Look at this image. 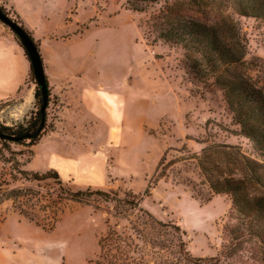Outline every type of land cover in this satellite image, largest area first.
Instances as JSON below:
<instances>
[{"label": "rangeland", "instance_id": "374dc122", "mask_svg": "<svg viewBox=\"0 0 264 264\" xmlns=\"http://www.w3.org/2000/svg\"><path fill=\"white\" fill-rule=\"evenodd\" d=\"M202 1V17L213 21L225 16L237 24L246 40L244 70L264 85V19L239 15L227 0ZM13 2L38 35L58 36L52 43L56 71L60 75L67 65L74 92L65 101L70 110L51 93L48 129L39 148L0 145L1 192L31 190L16 204H0V264L105 262L100 241L111 230L136 240L133 226L141 227L140 209L179 226L193 257L226 264L222 251L233 224L232 199L212 192L199 156L215 144L256 155L214 81L192 78L183 49L157 38V18L165 3L136 12L126 0H0L3 12L31 35ZM0 29L18 43L1 21ZM101 85L105 99L97 97ZM36 88L30 65L20 92L0 102V123L26 124L40 104ZM29 96L32 103L23 112ZM23 170H56L62 185L52 178L26 179ZM89 189L108 196L94 195L82 203L69 195ZM171 258L162 253L145 259L159 263Z\"/></svg>", "mask_w": 264, "mask_h": 264}, {"label": "trees", "instance_id": "16d2710c", "mask_svg": "<svg viewBox=\"0 0 264 264\" xmlns=\"http://www.w3.org/2000/svg\"><path fill=\"white\" fill-rule=\"evenodd\" d=\"M227 1L241 16L264 19V0ZM126 2L136 12L146 11L152 4L165 3L157 18V38L183 49L188 74L192 78L214 81L223 92L234 120L241 126L242 134L251 141L256 155L254 158L244 154L237 146L215 144L202 150L199 164L212 192L229 195L232 199L230 218L233 224L227 229L228 241L223 247V261L226 264H264V85L244 70L247 64L245 37L240 34L233 19L222 16L209 21L207 16L202 17L205 15V2L202 0H175L172 4L169 0ZM22 28L40 53L33 36ZM16 38L22 47L19 38ZM31 71L33 73L32 67ZM45 77L49 106L51 90ZM35 96L40 104L26 124L7 126L0 123L2 148L8 149L10 143L36 146L46 135L48 106L43 112V97L38 85ZM20 173L26 179L40 181L52 178L62 185L56 170L45 174L27 170ZM152 185L148 186L144 196H150ZM1 187L0 184V204L8 200L16 204L20 197L25 196L24 192L31 191L12 189L1 192ZM69 195L72 200L82 203H89L94 195L108 196L105 192H92L90 189L70 192ZM114 201L122 207L130 205L125 200ZM138 207L139 202L134 209ZM140 211L143 216L141 227L133 226L140 244L130 236L111 230L99 243L101 259L106 261L97 264H222V259L218 258L193 257L179 226L164 223L146 210ZM162 253H168L172 258L159 263L145 259Z\"/></svg>", "mask_w": 264, "mask_h": 264}, {"label": "crops", "instance_id": "0c3cea01", "mask_svg": "<svg viewBox=\"0 0 264 264\" xmlns=\"http://www.w3.org/2000/svg\"><path fill=\"white\" fill-rule=\"evenodd\" d=\"M13 5L16 11L21 15L26 27L30 30V32H32V36L39 45L45 75L48 78L52 96L56 97L61 104H64V108L70 110L71 104L65 101L67 93L70 94L74 92V88L71 83L72 75L69 73L68 68H66L67 65L65 69L61 70L60 75H58V72L56 71V65L58 66V63L56 62L57 54L52 46V43H54L53 41L57 42L59 39L58 36L52 32H45L43 35H38L36 33V29L30 27L28 18L20 7L14 2ZM85 30L88 29H84V31ZM79 34H83V32H80ZM29 72L30 64L20 45L14 38L0 29V102L12 99L20 92L25 85ZM84 91L85 89L82 92V101H84ZM105 94L104 86L101 85L100 89L97 91V97L105 99ZM40 144L42 143H39L36 146V149L39 148ZM55 151L56 149L53 147L51 152L54 153ZM59 156L61 157V155Z\"/></svg>", "mask_w": 264, "mask_h": 264}, {"label": "water", "instance_id": "95a60500", "mask_svg": "<svg viewBox=\"0 0 264 264\" xmlns=\"http://www.w3.org/2000/svg\"><path fill=\"white\" fill-rule=\"evenodd\" d=\"M0 21L7 25L11 31L17 36L22 44V47L28 55L30 65L33 70V74L36 80L37 85L41 89L43 97V106L42 111L44 112L48 106V87L46 83L44 65L40 56V53L37 50L35 43L31 40L29 35L24 31V29L9 18L0 7Z\"/></svg>", "mask_w": 264, "mask_h": 264}, {"label": "bare ground", "instance_id": "6f19581e", "mask_svg": "<svg viewBox=\"0 0 264 264\" xmlns=\"http://www.w3.org/2000/svg\"><path fill=\"white\" fill-rule=\"evenodd\" d=\"M32 96H33V95H32ZM32 96H29V97L27 98V101H26V107L23 108V112H25V111L28 109V107L31 105L32 100H33Z\"/></svg>", "mask_w": 264, "mask_h": 264}]
</instances>
